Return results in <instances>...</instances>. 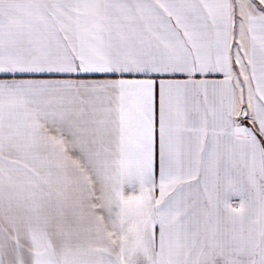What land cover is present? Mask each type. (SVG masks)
I'll return each instance as SVG.
<instances>
[{"label": "snow or ice", "instance_id": "obj_1", "mask_svg": "<svg viewBox=\"0 0 264 264\" xmlns=\"http://www.w3.org/2000/svg\"><path fill=\"white\" fill-rule=\"evenodd\" d=\"M0 264H264V0H0Z\"/></svg>", "mask_w": 264, "mask_h": 264}]
</instances>
